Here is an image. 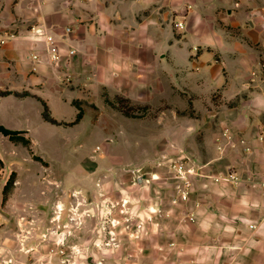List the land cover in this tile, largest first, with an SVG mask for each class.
Returning <instances> with one entry per match:
<instances>
[{"label": "crops", "instance_id": "1", "mask_svg": "<svg viewBox=\"0 0 264 264\" xmlns=\"http://www.w3.org/2000/svg\"><path fill=\"white\" fill-rule=\"evenodd\" d=\"M199 8L212 12L213 20H194L187 33L174 37L172 23L184 26V16ZM263 10L264 0H0V124L33 142L36 128L51 134L54 126L68 127L74 102L96 104L101 87L151 94L147 68L160 58L163 99L176 84L208 108H229L237 100L224 122L236 147L225 132L209 160L197 163L202 176L183 211L186 229L173 231L188 245L178 261L160 264H264V142L258 138L264 125ZM196 29L210 33L194 34ZM45 34L57 40L56 60ZM218 89L225 101L213 100ZM46 109L55 122L45 117ZM229 172L239 183L214 179ZM146 173L137 180L153 181V201L155 181L161 179L162 189L168 183L158 170ZM128 184L133 187L132 180Z\"/></svg>", "mask_w": 264, "mask_h": 264}, {"label": "rangeland", "instance_id": "2", "mask_svg": "<svg viewBox=\"0 0 264 264\" xmlns=\"http://www.w3.org/2000/svg\"><path fill=\"white\" fill-rule=\"evenodd\" d=\"M201 9L184 16L182 27L173 22V36L187 33L194 20H213L212 12ZM219 16L222 23L228 17L225 12ZM147 69L155 87L151 94L113 93L101 87L94 94L96 104L74 102L76 112L70 109L68 127L54 126L51 134L36 128V140L28 144L0 132V264L178 261V252L188 242L173 231L186 229L182 216L190 199L180 200V181L172 169L186 163L195 170L191 197L196 177L202 176L203 167L197 163L213 155L215 140L230 131V146L236 147L232 129L224 122L233 116L237 100L231 99L229 108H208L206 101L195 104L193 95L178 91L176 84L170 99H163L160 58ZM75 87L82 90L85 85ZM212 96L225 101L220 89ZM152 169L168 183L162 189L161 179L155 181L153 201V181L142 185L137 180ZM85 172L90 176L83 184ZM160 246L167 249L168 258Z\"/></svg>", "mask_w": 264, "mask_h": 264}, {"label": "built area", "instance_id": "3", "mask_svg": "<svg viewBox=\"0 0 264 264\" xmlns=\"http://www.w3.org/2000/svg\"><path fill=\"white\" fill-rule=\"evenodd\" d=\"M262 17L264 20V10L262 13ZM177 24L178 26H181V27L183 26L182 22H178ZM68 30H70V28ZM10 36L14 37L15 34L12 33ZM45 41L48 44V52L50 53L51 58L53 60L58 59L59 50L56 45L57 40L53 36L45 34ZM3 42H5V39L4 38L0 39V43H3ZM74 52L75 51L72 49L71 53H74ZM34 57L38 58V55H35ZM258 138L260 141L264 142V125H262L261 129L259 130ZM172 171L174 172V176L178 178L180 181L179 193H178L180 200L188 201L190 199V194L193 189L195 177H192V176L195 175L196 173L195 170L192 167L186 165V163L185 164L182 163V164H177V165L175 164L174 169H172ZM225 179L235 182V183L239 181V177L234 172H229L228 176L225 177ZM251 227H254V225H251Z\"/></svg>", "mask_w": 264, "mask_h": 264}, {"label": "trees", "instance_id": "4", "mask_svg": "<svg viewBox=\"0 0 264 264\" xmlns=\"http://www.w3.org/2000/svg\"><path fill=\"white\" fill-rule=\"evenodd\" d=\"M126 114H129L128 111H125ZM80 112H79V116H80ZM45 117L52 121L55 122V120L51 117L48 109L45 110ZM0 132H2L5 135H8L10 138L12 139H21L23 140L25 143H31V141L27 138H25L24 136L20 135V131H16V130H10L6 127H4L3 125L0 124Z\"/></svg>", "mask_w": 264, "mask_h": 264}]
</instances>
